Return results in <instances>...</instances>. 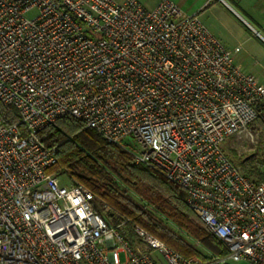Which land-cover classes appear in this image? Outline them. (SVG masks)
I'll return each mask as SVG.
<instances>
[{"label": "built area", "instance_id": "2783aa9c", "mask_svg": "<svg viewBox=\"0 0 264 264\" xmlns=\"http://www.w3.org/2000/svg\"><path fill=\"white\" fill-rule=\"evenodd\" d=\"M240 51L170 0H0V103L25 131L0 119V264H264V181L225 148L251 154L262 134L264 85ZM65 117L184 190L228 254L187 259L126 234L128 218L53 171L38 133Z\"/></svg>", "mask_w": 264, "mask_h": 264}, {"label": "trees", "instance_id": "16d2710c", "mask_svg": "<svg viewBox=\"0 0 264 264\" xmlns=\"http://www.w3.org/2000/svg\"><path fill=\"white\" fill-rule=\"evenodd\" d=\"M0 119L9 127L18 125L25 134L16 109L5 108L0 103ZM258 124L264 130V120L259 119ZM38 138L46 147L57 149L53 171L67 175L74 184L83 185L96 200L131 221L126 234L133 236V228L140 227L187 259L200 256L207 260L208 257L205 258L182 234L194 239L213 256L228 254L225 244L189 208L184 190L151 167L136 164L129 152L106 142L96 131L85 129L79 120L59 119L40 131ZM241 164L247 178L257 183L264 181L261 161L254 157L243 158Z\"/></svg>", "mask_w": 264, "mask_h": 264}, {"label": "crops", "instance_id": "0c3cea01", "mask_svg": "<svg viewBox=\"0 0 264 264\" xmlns=\"http://www.w3.org/2000/svg\"><path fill=\"white\" fill-rule=\"evenodd\" d=\"M123 2L124 0H115ZM147 10L163 0H137ZM187 15L200 14L210 32L234 55L236 66L264 85V22L255 28L228 0H170Z\"/></svg>", "mask_w": 264, "mask_h": 264}, {"label": "rangeland", "instance_id": "374dc122", "mask_svg": "<svg viewBox=\"0 0 264 264\" xmlns=\"http://www.w3.org/2000/svg\"><path fill=\"white\" fill-rule=\"evenodd\" d=\"M228 2H230L236 9L237 11L244 17L246 18L255 28H260L259 24H262L264 22V0H228ZM257 131H262V134H260V141L259 144L257 145L255 151L253 150L251 154H247L243 157H239L238 154L232 150V144L233 142H228L226 144V151L228 152V155L230 156V158L233 160V162L240 167L242 172L244 171V168L242 166V160L247 159L250 156H253L254 158H256V160H259L263 163L264 161V130L260 127V125L258 124V129ZM127 145L129 147H134V145L131 143V140L128 139L126 141ZM252 157V158H253ZM61 174V172H60ZM62 180L67 183L66 181V176L62 175ZM134 199L136 201H138L137 198L134 197ZM98 205L101 206L102 203L97 200ZM112 214V211L110 210L109 213H106L105 216H108ZM171 228H173L175 230V233L179 234V230L174 226V225H170ZM182 236L189 241V243H191L194 247H196L202 254H204L205 258L206 257H210L213 256L210 253H208L205 249H203L196 241H194V239L188 237L185 234H182ZM121 261L124 262L125 261V256L121 255ZM192 258H196V259H200L203 260V258H201L200 256H194ZM230 264H249V263H245V262H240V263H230Z\"/></svg>", "mask_w": 264, "mask_h": 264}, {"label": "water", "instance_id": "95a60500", "mask_svg": "<svg viewBox=\"0 0 264 264\" xmlns=\"http://www.w3.org/2000/svg\"><path fill=\"white\" fill-rule=\"evenodd\" d=\"M253 156H250V157H248L246 160H249V159H251Z\"/></svg>", "mask_w": 264, "mask_h": 264}]
</instances>
